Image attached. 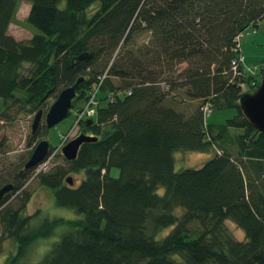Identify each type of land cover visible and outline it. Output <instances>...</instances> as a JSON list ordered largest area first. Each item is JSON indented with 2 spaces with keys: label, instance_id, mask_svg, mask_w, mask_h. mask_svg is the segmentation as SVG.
<instances>
[{
  "label": "trees",
  "instance_id": "obj_1",
  "mask_svg": "<svg viewBox=\"0 0 264 264\" xmlns=\"http://www.w3.org/2000/svg\"><path fill=\"white\" fill-rule=\"evenodd\" d=\"M21 1L31 4L27 22L40 32L28 42L8 34ZM263 20L264 0H0L2 105L13 101L34 112L60 87L75 86V99L86 105L92 91L98 96L93 124L79 123L98 140L85 143L67 168L37 175L58 207L82 217L34 226L24 205L7 207L5 196L0 254L7 241L16 244L5 264H19L61 227L66 233L36 264H264V134L239 106L256 90L251 77L241 64L239 75L232 70L241 53L237 37ZM104 88L112 95L99 100ZM169 98L202 103L187 117L165 104ZM207 104L238 113L224 125H208ZM180 151L213 155L201 168L176 171ZM29 158L0 189L24 188L38 168H25ZM68 174L83 175L80 184L69 185ZM192 223L201 227L198 234Z\"/></svg>",
  "mask_w": 264,
  "mask_h": 264
},
{
  "label": "rangeland",
  "instance_id": "obj_2",
  "mask_svg": "<svg viewBox=\"0 0 264 264\" xmlns=\"http://www.w3.org/2000/svg\"><path fill=\"white\" fill-rule=\"evenodd\" d=\"M30 10V3L23 1L19 2L12 23L9 26L8 34L19 42H28L34 34L40 33L38 29L27 22ZM147 36V33H143L140 36V39H145ZM240 55L244 58L243 66L246 69H257L260 73L261 68L264 67V20L258 25V27H250L245 31L244 37L241 40ZM26 67L29 68V66ZM185 67L186 65H182L180 69L183 70ZM258 71L256 72V75L258 74ZM114 82L117 83V80H114ZM62 89L64 88L60 87L53 96L48 98V100L34 112L32 108L23 106L22 104H16L13 101H9L7 106L2 105V102H0V183L9 178L11 179L15 169L23 160L29 158V154L35 149L40 140L47 139L50 142V145L55 148L53 153L38 166L31 179L22 190L16 193L10 192L8 194L9 198L6 206L17 210L24 205L22 214L24 216H32L34 226H39L45 220L58 218L72 220L82 217L77 215L72 209L58 207L55 203V198L52 192L40 185L37 175L40 172H47L54 167L67 168L68 161L62 153V149L66 144L83 133V128L77 120L76 112L78 113L79 111V114L83 112L87 107L86 103L83 100L74 99V104L77 105V108L71 109L68 117L55 127L49 129V132H46V128L44 129L46 124L45 120H43L40 126L42 132L36 140L33 141L32 145L29 144L30 138L33 136L32 124L37 111L43 110L47 113ZM254 92L255 91H252L251 93ZM111 95V92L107 88H104L99 93V100L111 97ZM90 96L93 97L92 94H90ZM110 100V98L109 100L105 99L102 101V105H107ZM201 103V101H191L188 99L181 103H176L172 98H169L165 104L174 107L188 117L201 105ZM204 108L211 109V113L206 116V123L208 125H224L227 120L234 118L238 113L235 108L221 109L216 106H213L212 108V106L208 104L205 105ZM86 115L88 114L86 113ZM85 134L91 135L88 132ZM212 155L213 153H195L189 151L177 152L174 155L176 171L201 168L212 158ZM112 174L114 177H118L120 172L119 170L114 169ZM69 177H73L74 186H78L83 175L74 176L68 174L66 175L65 180ZM163 192L164 190L162 189L160 194ZM183 213L182 210L178 212L179 215H183ZM226 225L232 231L236 239L239 241L245 240V233L237 228L234 223L227 221ZM189 228L195 235L200 232L201 227L198 223H192ZM172 230L173 228L166 229L160 238L167 236ZM65 233L66 228L61 227L50 238L35 244L19 264H36L39 262L44 254L50 250ZM15 254V242L13 240L7 241L4 244L2 254H0V264H5L6 259Z\"/></svg>",
  "mask_w": 264,
  "mask_h": 264
},
{
  "label": "water",
  "instance_id": "obj_3",
  "mask_svg": "<svg viewBox=\"0 0 264 264\" xmlns=\"http://www.w3.org/2000/svg\"><path fill=\"white\" fill-rule=\"evenodd\" d=\"M86 53L75 58L78 60H83L86 58ZM82 80H78L76 85H78ZM77 92L76 87L71 86L65 88L58 95L54 104L49 108L47 113L43 110H39L35 115L32 124V135H35L41 126L43 120L48 129L55 127L66 117H68L69 112L72 108L73 100L76 98ZM241 112L246 120L260 133L264 134V77L262 78L260 86L255 90L254 93L244 94L239 103ZM93 120H88L87 125H92ZM98 140L97 137H91L85 133L78 135L75 139L66 144L62 153L67 161H75L78 158L81 147L85 143ZM51 149L50 142L47 139L40 140L29 160L27 161L25 168L32 169L40 165L49 155ZM66 182L73 186L74 180L72 177L66 179ZM14 184L10 183L3 186L0 189V200H2L7 194L14 190Z\"/></svg>",
  "mask_w": 264,
  "mask_h": 264
},
{
  "label": "built area",
  "instance_id": "obj_4",
  "mask_svg": "<svg viewBox=\"0 0 264 264\" xmlns=\"http://www.w3.org/2000/svg\"><path fill=\"white\" fill-rule=\"evenodd\" d=\"M244 34H245V32L241 33L237 37V39H236L237 48L235 49V51L241 50V40L244 37ZM243 62H244V58L242 55L239 56V59L232 62V70H233V72H235V74L239 75L240 64L243 65ZM244 71L248 75V77H251L248 82H250L252 89H257L260 86L261 81H262V77L259 76V71L257 69L248 70L245 67H244ZM257 71H258V74L256 75ZM242 86L247 87V82H243ZM90 94H92L93 97L90 96L89 102L86 105L87 107L85 108V110L83 112H81L80 114H79V111H78V113L76 112L78 122H80L83 119H91V118L95 117L97 114V103H98L97 96H96L97 90L92 91ZM205 109L206 108H203V111H204L205 115L207 116L211 113V109H206V111H205ZM86 113L88 115H86Z\"/></svg>",
  "mask_w": 264,
  "mask_h": 264
},
{
  "label": "bare ground",
  "instance_id": "obj_5",
  "mask_svg": "<svg viewBox=\"0 0 264 264\" xmlns=\"http://www.w3.org/2000/svg\"><path fill=\"white\" fill-rule=\"evenodd\" d=\"M38 166H39V165H38ZM7 195H8V194H7ZM7 195H6V196H7Z\"/></svg>",
  "mask_w": 264,
  "mask_h": 264
}]
</instances>
